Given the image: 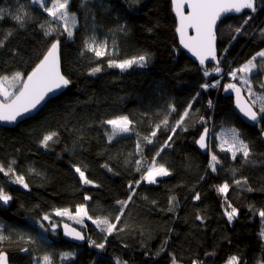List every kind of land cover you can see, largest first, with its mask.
<instances>
[{"label": "trees", "instance_id": "obj_1", "mask_svg": "<svg viewBox=\"0 0 264 264\" xmlns=\"http://www.w3.org/2000/svg\"><path fill=\"white\" fill-rule=\"evenodd\" d=\"M255 1V12L220 22L219 63L201 68L180 48L171 0H69L67 11L75 17L71 37L36 0H0V76L21 72L26 78L58 40L62 72L70 80L34 117L14 128L0 126V166L7 171L11 165L15 173L0 172V188L11 196L7 204L0 201V235L6 237L0 251L10 264H41L45 255L52 264H227L232 256L238 257V264L264 263V221L259 215L264 210V101L252 102L260 121L251 127L235 113L232 90H225L235 83L245 95L250 86L264 96V59L258 57L257 67L246 73L248 84L242 83L244 73L235 79L229 75L264 50V0ZM42 3L52 7L53 0ZM136 26L147 39L137 36ZM93 39L111 55L97 58L88 52L85 42ZM145 54L149 58L144 67L134 64L121 71L108 66L109 60ZM97 66L102 70L90 74ZM217 66L223 80L202 88L218 81ZM189 103L188 116L173 134L171 128ZM122 115L133 121L132 131L110 141L111 128L103 122ZM165 117L168 124L157 131L153 143L145 142L143 137ZM207 127L212 133L210 152L203 154L196 144ZM233 129L249 145L247 159L221 150L222 139L230 140ZM51 132L57 136L47 148L41 146ZM137 142L142 152H137ZM158 151L157 163L170 174L155 184L142 181L137 186L135 181ZM213 154L219 161L215 171L209 167ZM137 160L142 161L140 172ZM74 166L93 183L82 184ZM16 175L24 176L28 188L13 182ZM224 183L228 190L219 193ZM130 194L121 214L117 201ZM81 204L88 216L107 217L117 229L109 235L91 219L78 224L55 215L63 208L74 215ZM229 204L238 211L231 222L225 215L231 211ZM46 214L50 220L43 219ZM63 221L82 231L84 242L65 240ZM62 253L72 255L62 258Z\"/></svg>", "mask_w": 264, "mask_h": 264}, {"label": "snow or ice", "instance_id": "obj_2", "mask_svg": "<svg viewBox=\"0 0 264 264\" xmlns=\"http://www.w3.org/2000/svg\"><path fill=\"white\" fill-rule=\"evenodd\" d=\"M37 3H41L42 7H45V11L48 13L53 20H60L64 22V30L67 32L68 36H72V31L70 30L68 24L71 20L74 23L75 17L70 16L67 8L69 0H53L52 7H46L42 0H36ZM171 4L173 7V11L178 19V25L176 27V32L180 37V44L183 48L187 49L189 52L195 56L201 65L205 64V61L209 58L212 60H216V33L215 28L217 25V21L222 17L223 14L235 12L240 13L245 9H250L252 12L256 11L255 0H171ZM185 6L187 8V14H185ZM18 21L21 20L20 16L15 17ZM247 23V20L244 22ZM243 26L237 27L235 31L240 33L241 28ZM189 29H191L195 34L190 35ZM264 32V30H262ZM50 31H46L45 35H49ZM235 39V37H233ZM59 41H54L51 43L50 47L47 49L46 53H44L43 58L40 59L39 63L35 65L31 72H29L26 78H22L21 72H15L11 77L7 75L0 76V97H3L0 100V121H8L12 122L17 120L18 117H23L26 114L32 112L34 109L40 105L45 98L50 94L55 92L58 89L67 87L70 84V80L67 79L60 70V61H59ZM85 49L88 52H93L97 58L104 57L106 55H111L107 51L106 45L97 44L95 39L92 40L91 43L85 42ZM264 59V50L256 53L252 58H250L246 63H244L239 69H235L229 73L232 78H236L238 73H251L253 69L257 67L255 61L257 58ZM148 56L140 55L134 57L132 59H125L123 61L117 62L116 60H109L108 66L119 68L121 71H124L131 66L139 65L141 67L146 66ZM217 63H219L217 61ZM102 69L97 66L92 68L91 73L95 75L100 72ZM215 72L219 73L221 69L217 66L214 69ZM210 73L205 70L204 76H209ZM242 83L248 84V80H242ZM219 84V81L216 84H203L202 88L207 89L209 87H216ZM17 85L20 87L15 91H10L12 88H16ZM233 90L237 95V107L240 111L251 121H257L258 114L256 111L252 110V107L242 104L240 99V88L236 86V84H227L225 85V90ZM249 92H251V87L249 86ZM259 100L264 101V96L258 97ZM210 103V102H209ZM172 111H175L173 106H169ZM192 107L191 103H189L188 108L185 109L184 113L180 116V119L176 121V125L171 128V132L174 134L177 131V128L182 127L185 117L189 114V109ZM260 112L264 113V103H262L260 107ZM103 123L107 124L111 128V132L108 135V139L111 141L116 136L126 134L132 131L133 121L129 119L128 116L122 115L117 116L113 119L105 120ZM168 124V119L165 117L160 124H157L155 128L151 131V133L147 136L143 137V140L148 144L153 143V138L157 135V131L162 127ZM208 132V129L204 130V133L201 134L199 140L197 141L198 145L201 149L206 147L205 137ZM57 136L56 132H51L43 136L40 141L41 146L47 148L50 141L54 140V137ZM172 135H169L168 141L172 140ZM168 141H165V145L168 146ZM224 145H227L225 148ZM137 152H142V148L139 142H137ZM221 150L228 151L232 154V157L235 158L237 153H242L245 159L248 158L250 154L249 145L245 143L243 140L239 138V133L233 129L231 132V139L224 140L221 144ZM160 155L158 151L156 155L152 158L151 164H149L140 177L139 180L135 181V184L138 186L142 181L147 182L149 184L157 183L158 177L168 176L169 170L163 165L158 164L156 157ZM14 163V162H13ZM219 161L216 155L211 156V160L209 162V167L215 171L216 164ZM136 171L140 172L142 167V161H136ZM75 167V166H74ZM75 171L79 174V178L82 184H92L93 182L89 180L83 170L80 167H75ZM0 172H3L4 175L8 176L10 174L15 175L11 165H9L8 170L5 171L3 166H0ZM14 183H18L22 185L24 188H28V184L25 183V178L22 175H16ZM237 184L240 181H236ZM229 185L224 183L223 185L217 188L219 193H226ZM130 191L132 193L135 192V188L132 183L129 184ZM85 200H89V196L84 197ZM132 199V195L128 196V199L125 201H117L118 204L121 205L120 212L123 214L124 207L127 206L128 202ZM194 199H199V195L194 197ZM11 200V196L6 194L2 188H0V201L7 204ZM174 200L170 198V204ZM228 208H231V211H225V215L227 216L229 222L233 220L234 217L237 216L238 211L236 208L232 207L230 204L227 205ZM55 215L60 217L67 216L69 219H74L76 223H83V218L87 217L91 219L94 224L97 225L98 228L102 232H106L107 234H111L113 231L117 229V225L109 221L107 217L100 218L97 217L93 219L88 216L87 208L85 205H78L75 209V214L69 211L68 208L56 209ZM259 215L264 221V210L259 212ZM44 220H50L49 215H45L43 217ZM116 221L121 219L120 215L115 217ZM197 219H201L200 216H197ZM56 225L53 224V228ZM65 235L71 236L76 240H83L84 236L81 235L79 231L74 228H70L69 225H64ZM261 235L264 236V228L261 230ZM6 239L3 235H0V241ZM91 243L95 244L97 248H104L103 243L96 244L94 241ZM26 251V249H22ZM71 253H62V258H67L71 256ZM0 264H7V257L5 253L0 251ZM41 264H52L51 257L45 255L42 258ZM173 264H176L175 260H173ZM196 264V262H194ZM227 264H238V257L232 256L229 258Z\"/></svg>", "mask_w": 264, "mask_h": 264}, {"label": "water", "instance_id": "obj_3", "mask_svg": "<svg viewBox=\"0 0 264 264\" xmlns=\"http://www.w3.org/2000/svg\"><path fill=\"white\" fill-rule=\"evenodd\" d=\"M255 7H256V2H255ZM251 12H252V11H251L250 9H245V10H243V11L240 12V13L230 12V13L223 14L222 17L217 21V25H216V28H215V33H216V31H217V28H218L220 22H221L222 20H224L225 18H227V17H231V16H240V15H242L243 13H251ZM185 14H187V8H186V6H185ZM175 16H176V15H175ZM176 19H177V17H176ZM177 25H178V19H177ZM189 34H190V35H194L195 33H194L191 29H189ZM176 36H177V39H178V41H179L180 48H181L182 50H184V51H185V52H186V53H187V54H188V55H189V56H190V57H191V58H192V59H193V60H194V61H195L200 67H201V68H205V67H207L208 65H217V64H218L217 61L219 62V60H218V49H217V46H218V43H217V36H216V42H215L216 57H217V59H216V60H212L211 58H209V59H207V60L205 61V64H204V65H201V64L199 63V60H198L195 56H193L191 52H189L187 49L183 48V46L180 44V37H179V34H178L177 32H176ZM58 54H59V61H60V70H61V73L63 74V72H62V68H61V59H60V50H59V49H58ZM220 73H221V72L217 73V75H220ZM63 75H64V74H63ZM64 76H65V75H64ZM67 87H68V86H67ZM67 87H64V88L58 89V90H56L55 92L50 93V94L45 98V100H44L40 105L37 106L36 109H34L32 112L26 114L25 116H23V117H18L17 120L12 121V122H8V121H0V126H1V127H5V128H14V127H16L18 124L22 123L23 121H25V120H27V119H30V118L34 117L36 114H38V113L43 109V107H44V106H45L50 100L54 99L55 97H57V96H59L61 93H63ZM232 95H233V103H234V110H235V113H236V114L238 115V117L243 121V123H245L246 125L251 126V127H256V126L258 125L259 121H260V115H259V113L255 110V108L253 107V105L251 104V102L249 101V99L246 97L245 93H244L242 90H240V99H241V103H242V104H246V105L252 107V110L257 112V114H258V119H257V121H251V120H249L246 116H244V114H243V113L240 111V109L237 107V95H236V92L233 91V90H232ZM0 100H2V99L0 98ZM205 129H208V132H207L206 137H205L206 147H205L204 149H201L200 146L198 145V143H197L196 145H197V148L200 150L201 153H203V154H208V153L210 152V147H209V145H210V138H211V129L208 128V127H207V128H204V130H205ZM204 130L202 131L201 134L204 133ZM201 134H200V136H201ZM199 138H200V137H199ZM199 138H198V140H199ZM261 139H262V141L264 142V130H263L262 133H261ZM198 140H197V141H198ZM65 224L69 225L70 228H74V229H76L77 231H79V232L81 233L82 236H84L83 233H82V231H80V230H79L78 228H76L75 226L71 225L70 223H64V224L62 225V235H63V238H64L65 240H67V241H69V242H71V243H77V244H80V243L84 242V239H83V240H76V239H74V238L71 237V236H66V235H65V229H64V225H65ZM5 255H6V254H5ZM6 257H7V264H10L7 255H6Z\"/></svg>", "mask_w": 264, "mask_h": 264}, {"label": "rangeland", "instance_id": "obj_4", "mask_svg": "<svg viewBox=\"0 0 264 264\" xmlns=\"http://www.w3.org/2000/svg\"><path fill=\"white\" fill-rule=\"evenodd\" d=\"M70 16H73V15H71V14H69ZM61 23L64 25V22L63 21H61ZM68 26H69V28H70V30L71 31H73V29H74V27H75V20H74V23L70 20L69 21V24H68ZM136 33H137V36L143 41V40H145V39H147L148 37H147V35H146V33L144 32V30L142 29V28H140V27H138V26H136ZM224 54V53H223ZM223 54H221V56H223ZM220 56V57H221ZM245 74V77H241V79H246V73H244ZM223 78H224V76H223V74L222 73H220V75L218 76V81L219 82H221L222 80H223ZM232 84H235V83H232ZM18 87V85L16 86V88ZM238 87H240L239 85H238ZM16 88H12V89H10V91H13L14 92V90L16 89ZM253 91V90H252ZM248 92V95L249 96H251L252 97V99H253V101L251 100V103L252 102H260L261 100H259L258 99V97H260V95H258L257 93H254V92ZM248 95L246 94V97L249 99V97H248ZM1 99H3V97H0ZM249 101H250V99H249ZM212 134V133H211ZM123 135V134H122ZM117 137V136H116ZM223 141L225 140V139H222ZM221 144H222V142H221ZM158 178H160V177H158ZM85 220H87V217H85V218H83V221H85ZM63 223H67V222H65V221H63ZM93 223V222H92ZM56 225V224H55ZM262 264H264V263H262Z\"/></svg>", "mask_w": 264, "mask_h": 264}, {"label": "built area", "instance_id": "obj_5", "mask_svg": "<svg viewBox=\"0 0 264 264\" xmlns=\"http://www.w3.org/2000/svg\"><path fill=\"white\" fill-rule=\"evenodd\" d=\"M212 84H216V82H214V83H212ZM212 84H211V85H212Z\"/></svg>", "mask_w": 264, "mask_h": 264}, {"label": "bare ground", "instance_id": "obj_6", "mask_svg": "<svg viewBox=\"0 0 264 264\" xmlns=\"http://www.w3.org/2000/svg\"><path fill=\"white\" fill-rule=\"evenodd\" d=\"M256 2V1H255ZM256 7H257V5H256ZM219 60V59H218ZM252 104V103H251Z\"/></svg>", "mask_w": 264, "mask_h": 264}]
</instances>
